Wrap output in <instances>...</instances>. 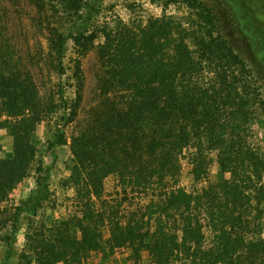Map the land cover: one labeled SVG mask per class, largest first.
I'll list each match as a JSON object with an SVG mask.
<instances>
[{"label":"trees","instance_id":"trees-1","mask_svg":"<svg viewBox=\"0 0 264 264\" xmlns=\"http://www.w3.org/2000/svg\"><path fill=\"white\" fill-rule=\"evenodd\" d=\"M46 13L48 66L66 75L72 41L78 95L70 101L60 86L57 101L43 104L11 51L0 43V112L13 139L1 155L0 204L31 175V194L16 207L6 263L24 218H35L48 197L52 168L38 153L36 132L62 112L47 152L67 144L66 127L82 100L81 58L96 43L105 63L101 80L107 104L72 143L71 178L81 215L58 223L54 238L26 234L35 264H80L91 253L109 257L119 248L143 252L154 264H264V150L250 142L253 121L264 117L262 86L230 44L224 21L233 25L225 0H167L194 11L189 20L164 14L128 23L106 0H32ZM192 150V173L202 190L176 186L182 155ZM216 156L218 176L209 177ZM121 177L126 187L153 193L145 206L122 220L111 208L108 237L100 229L105 180ZM127 193V189L125 188ZM0 206V224L2 221Z\"/></svg>","mask_w":264,"mask_h":264},{"label":"rangeland","instance_id":"rangeland-1","mask_svg":"<svg viewBox=\"0 0 264 264\" xmlns=\"http://www.w3.org/2000/svg\"><path fill=\"white\" fill-rule=\"evenodd\" d=\"M108 5L115 8L113 14L122 17L128 23L146 22L150 17H161L164 14L176 20H189L194 17V11L183 4H170L167 0H106ZM225 4L234 20L233 25L226 20L224 26L230 44L242 55L255 77L262 86L264 96V0H225ZM46 13L37 14L32 0H0V43L7 47L24 71L31 87L43 104L57 101L58 90L62 85L66 88V95L74 101L78 95V82L75 78V66L79 58L70 41L65 58L66 75L59 76L46 62L48 50L47 32L45 31ZM98 43L81 58L83 77L82 100L77 116L66 127L67 144L57 148L56 157H50L47 152L49 142L53 140L62 112L53 119L47 118L37 128L36 141L38 153L44 160L46 167H51L50 191L35 218H24L19 224L16 253L8 264H35L26 247V234L30 230L37 237L54 238L58 223L73 220L81 215V205L71 178V169L74 164L72 143L82 130L89 126L95 118V110L107 104L110 98L118 95L106 96L101 89V80L105 73V63L98 53ZM0 112V122L5 120ZM251 144L264 150V117L253 121L250 135ZM1 155L7 156L13 151V139L6 129H0ZM212 162L208 164L209 177L215 180L218 176L216 156H210ZM192 150L182 155L181 173L176 186L185 188L189 192L200 191L207 183L197 182L192 173ZM34 176L26 178L9 197L0 204L3 214L0 224V264H5L7 245L3 236L11 233L12 222L16 207L21 204L32 192ZM127 189V193L125 192ZM104 200L107 208H101L98 202L96 209L100 212L99 225L106 237L111 229V208L119 211V218L125 220L130 212L144 209L153 198V193L137 192L126 187L118 175H112L105 180ZM264 238V220H263ZM63 264V263H59ZM80 264H154L150 255L143 252L140 257L128 248H119L109 257L91 253ZM171 264H182L172 262Z\"/></svg>","mask_w":264,"mask_h":264}]
</instances>
